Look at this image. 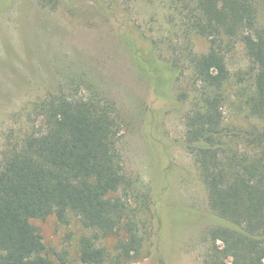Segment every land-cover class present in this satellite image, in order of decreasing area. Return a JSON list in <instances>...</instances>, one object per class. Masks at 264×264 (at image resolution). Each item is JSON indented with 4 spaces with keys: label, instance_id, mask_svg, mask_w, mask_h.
Listing matches in <instances>:
<instances>
[{
    "label": "trees",
    "instance_id": "1",
    "mask_svg": "<svg viewBox=\"0 0 264 264\" xmlns=\"http://www.w3.org/2000/svg\"><path fill=\"white\" fill-rule=\"evenodd\" d=\"M103 1L116 15L120 3ZM262 2L165 0L167 26L158 25L155 34L142 32L123 8L119 38L135 69L157 98L187 105L181 145L198 167L213 214L202 264H264ZM193 36L207 41L205 52L194 50ZM239 42L249 60L250 84L238 89L245 127L225 124L223 111L232 85L227 56ZM22 116L0 152V264H65L49 254L31 222L51 215L62 223L74 215L96 232L81 238L80 264L141 258L146 239L152 245L159 237L162 214L150 190L135 207L124 199L131 185L123 167L126 118L116 101L71 79L31 102ZM138 213L149 216L148 238ZM98 235L116 236L115 254L94 241Z\"/></svg>",
    "mask_w": 264,
    "mask_h": 264
},
{
    "label": "rangeland",
    "instance_id": "2",
    "mask_svg": "<svg viewBox=\"0 0 264 264\" xmlns=\"http://www.w3.org/2000/svg\"><path fill=\"white\" fill-rule=\"evenodd\" d=\"M114 1L120 5L112 16L103 0H0V152L7 132L23 121V109L59 84L85 80L91 90L93 86L107 92L126 118L123 167L131 185L124 199L135 207L150 190L162 214L155 243L150 245L151 238L146 239L141 258L125 264H202L207 248L203 235L213 214L198 167L181 145L187 105L157 98L119 38L126 14L123 8L142 32L155 34L160 24L163 31L165 0ZM259 8L264 24V0ZM192 43L196 52L207 50V41L200 36H193ZM227 65L232 85L223 109L224 122L245 127L249 119L238 89L247 90L250 80L241 42L228 54ZM88 92L83 89L81 93ZM137 215L136 220H143L147 227L148 238L149 216ZM31 222L39 228L49 254L65 264H80L81 238L96 234L74 215L67 223L54 215ZM116 239L98 235L94 241L115 254Z\"/></svg>",
    "mask_w": 264,
    "mask_h": 264
}]
</instances>
